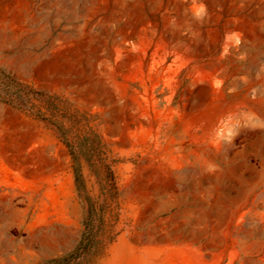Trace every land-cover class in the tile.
I'll use <instances>...</instances> for the list:
<instances>
[{"label": "rangeland", "instance_id": "rangeland-1", "mask_svg": "<svg viewBox=\"0 0 264 264\" xmlns=\"http://www.w3.org/2000/svg\"><path fill=\"white\" fill-rule=\"evenodd\" d=\"M0 67V264H264V0H0Z\"/></svg>", "mask_w": 264, "mask_h": 264}, {"label": "trees", "instance_id": "trees-1", "mask_svg": "<svg viewBox=\"0 0 264 264\" xmlns=\"http://www.w3.org/2000/svg\"><path fill=\"white\" fill-rule=\"evenodd\" d=\"M0 82L2 84V89L0 90V99L12 101L11 96H13L16 91L20 90L21 88L18 85L16 79L8 75L0 67ZM78 178H80L79 175ZM94 244L95 241L92 236V231L86 227L79 246L72 252L69 259H64L61 262L63 264H84L85 258L92 253ZM52 262H56V260H52Z\"/></svg>", "mask_w": 264, "mask_h": 264}]
</instances>
